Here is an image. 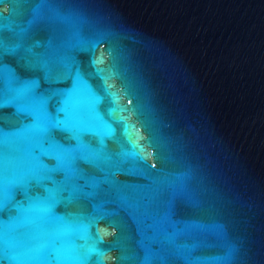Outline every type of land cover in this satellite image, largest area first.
<instances>
[{
  "label": "water",
  "instance_id": "obj_1",
  "mask_svg": "<svg viewBox=\"0 0 264 264\" xmlns=\"http://www.w3.org/2000/svg\"><path fill=\"white\" fill-rule=\"evenodd\" d=\"M0 264H264V0H0Z\"/></svg>",
  "mask_w": 264,
  "mask_h": 264
}]
</instances>
